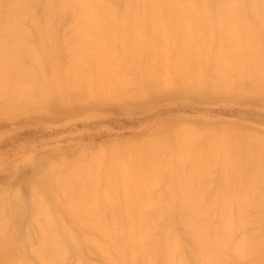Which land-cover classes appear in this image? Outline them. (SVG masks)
I'll list each match as a JSON object with an SVG mask.
<instances>
[{
	"label": "rangeland",
	"instance_id": "1",
	"mask_svg": "<svg viewBox=\"0 0 264 264\" xmlns=\"http://www.w3.org/2000/svg\"><path fill=\"white\" fill-rule=\"evenodd\" d=\"M103 1L105 2V4L107 3L106 4L107 6L109 3L108 7H110L111 5L109 9L110 10L112 9V12H114L112 13L114 15L112 16V19L108 20V18L106 19V17H104L103 19L105 21L108 20L106 24H109L110 26H113L116 29L115 31L113 30V34L117 35V36L114 35L112 39L115 40V43H113L111 39L108 42L106 40H102L103 38L101 39V41L102 42L105 41L106 45L104 44V42L103 43L100 42L102 45L104 44L103 46L101 45L102 47L106 48L107 44L109 45V48L111 46L110 49L107 48L109 49L108 54L109 51L114 48L112 50L113 51L112 54L110 53V55H108L110 56L109 58L112 57L111 55H117V57L113 56V59L111 58V61H113L112 62L113 65L112 64L111 65L112 67L116 66V68L115 67L113 68L117 69L115 75L117 76L118 79L117 86L119 88L117 87L118 93H112L110 97L109 95L106 96L107 94H103L104 93L103 90H101V93L99 92L100 94L99 96H94V93L96 92L90 90L92 89V87L90 88L91 82L93 80L92 76L96 75L95 74L96 67H94V65H96L95 62H93L94 63L93 66L92 63L91 64L88 63L90 64L91 68L90 66H87V63L85 64L86 66L83 65L84 68L85 67L87 68V70H85L82 67L80 68V69H84V70H80V72H82L85 76V78H83L84 76L81 77L83 79V80L81 79L82 81H84L85 79V81L82 83L85 84L83 85L84 88H81V85L79 86V84H81L80 82L78 84V88L82 90L78 89L76 86L79 80L76 82V84H74L75 81L80 78L73 75L64 74L65 63H62V61H65L64 59H66V61L68 60L64 56L70 53H72L73 55L74 53L73 42L75 40V26H73L71 29V24L75 23L76 19L78 18L77 16L78 14H76V17H74L75 15L74 12H76L77 9L71 6L72 8L70 7L71 9L70 11L67 8L62 9L64 11L62 10L60 11L61 8L59 9L58 7L61 5V0H59V2L57 0L28 1L30 7H32V9L31 8L30 9L33 10L35 14L32 15L34 21L31 19H25L24 22L26 23V25L24 22H22L21 25L23 24V26L25 25L26 28H28V30L25 29V31L27 30V34L25 33V31L23 32L24 36L26 35L23 40L26 41V46L28 44L27 46L28 48L30 45L35 55L36 62L33 63V61L26 58L25 56H21L22 57L21 60L23 59L24 63L23 62L22 63L25 64L26 67L31 69L39 79L40 78L43 79V80L38 79L39 81H41V82L38 81L40 84L39 87L40 89L44 88V86L46 87V89L45 88L44 89L47 95H49L48 97L49 100H47L48 102H46L44 106L40 105L39 106L40 108L38 107V105H35L36 106L35 107L33 106L34 104H32L31 106L29 104L30 109L28 105H25L28 107H26L27 109L24 107V112L21 111L22 113L17 112L13 115L12 114L8 115L6 113L0 114V218H1L0 220L3 219L5 221L3 227L5 230L2 228L0 237L1 236H3L4 238L8 237L6 239H4L3 237L0 238V244L3 242L1 244L3 248L0 246V255H1L0 258L4 260L7 259L8 261L10 259V262H13L11 261L12 258H14L15 261L16 259H18L17 261L20 262L19 264L21 263L47 264V262L50 261V257H49L50 254H48L50 250L49 247L48 248L42 247V249H45L44 251L46 254L45 257H43V259L40 258L39 256H38L39 258L36 257L37 255L33 253L37 245H40V243L38 242L41 241V238L39 237L41 230L38 226L39 224H37V222L41 217L37 218L38 217V216L36 217L37 214H35L34 216L36 210L35 208H40L41 206H44V208L42 207L40 209L41 210H44L45 208L48 209V210L45 209L44 212L48 211L45 213V215L47 214V218H49V220L52 221V226H53L52 232L54 231L53 234L56 235L55 236L56 242H58L57 245L61 249V253H62L61 260L63 259L64 261V262L62 261L61 264H107V263L128 264V261L129 264H134L133 262H135V264L137 263L147 264L146 261H149V259H150L149 261L150 264H161V261L162 262L164 261L161 260V257L165 256L164 255L165 253L163 251L164 249L162 246H164L165 248L167 245L166 243H164L166 245L162 244L163 242H165L164 238L162 239V236L165 237L166 233L168 234V236H166L168 238L166 237L165 238L167 241H169L167 242L169 243V245L172 244V240H170L171 239L170 236H172L173 242L176 241L175 243L177 245L179 244V247L175 251L176 254L173 255L174 260L172 264L176 263V261L178 264H181V262L180 263L178 262L177 251H179L180 253L179 257L182 258L181 259L182 262L184 261L186 262L185 264H199V263L207 264L208 262H210L207 261L206 259L207 262L204 263L203 259H200L201 256H198L196 254L197 253L196 251H199V249L196 246L197 244L195 242L193 243V241L195 240L190 238L192 237V235L190 234V228L188 232V229H186L185 227L186 225L188 226V223L184 222L185 219L189 220L188 211L186 210V208L177 206L178 202L179 203L181 202L180 199L178 198L179 195H181L182 193L184 194L185 191L184 192L182 190L180 191L177 188L178 186H175V181H176L175 178L177 175L179 177V174L181 176V171L183 172L187 170L188 166H186L187 164L184 166V163L179 164L178 161L176 160L177 145L172 139L174 138V133L176 131L182 130L185 132L189 131L187 132V134L190 135V137L192 138L191 141L194 143L193 144L194 147L196 146L200 147L202 143L204 147H206L205 145H208L209 142L210 143L212 142L211 143L212 145L217 140L216 146L218 147L215 148L212 146L213 148L211 147L212 148L210 150L211 152L209 151L210 157L211 158L215 157L212 159V161H210L209 159L208 163L210 164V168H209L210 170L206 168L208 169V172H206L205 169L207 176L203 177L201 179L202 181L197 184V185L201 184L202 186L204 185L203 189H197V188L193 189L192 187L194 186L191 187L193 190L188 189L190 190L189 196L191 195L192 197H194L195 195V197L192 198V201L193 199H196L197 196L201 195L199 197H201L200 200L202 201H198L197 200L199 198L198 197L195 200V202H201L202 206L204 205V203L209 204L207 206H203L206 211L205 213L206 216L203 215L204 219L202 221V222H205L204 220L208 221V225L207 223L206 225L204 223V227H206L205 230L209 234L210 232L212 234L210 228H212L213 225L215 226V224L217 225L218 223L217 226L220 227V223H219L220 220L222 219L221 222L224 221L223 217L225 215L223 216V213H226L227 211L229 212H227L226 215H228V213L230 214L232 213V220H228V221L232 222L234 225L232 223L229 225L234 227L232 229L230 228L231 226H229L227 234L229 237L232 236V239L231 238L230 239L233 242L232 243L229 242L231 240H229L228 237L227 240L229 241H227L226 239L225 241L229 243L225 242V245L223 244V246L228 251H225L223 249L224 247L220 248L221 245H219V248L221 250L219 248L217 250L216 247L214 248L216 249L215 252L213 251L214 249L213 250L211 249V251L216 253L217 255L216 254L215 255L217 257H219V255L220 257L227 256L226 260H224V257L223 259L220 258V261H222L221 263L223 264H264V253H263L264 252V209H263L264 208V178H263L264 155H262L261 152L258 151L262 147H264L263 146L264 145V88L263 90L261 89V92H259L260 90H258V92L256 91V89L253 90L254 87L250 85L252 82L251 80H244L245 83H243L244 85H242L243 86L242 88L238 87L234 89L226 88V89H216V90L215 88H213L217 81V79H215L216 77L215 78L213 77L214 76L213 66L217 55L216 39L219 33L218 26L215 22L216 10H217L216 6L223 0H220V2L219 0H185V2L189 3L188 5L190 6V8H194L193 10H195V14H196L195 18L197 20L196 25H198L199 28L198 27L197 28L200 30L198 34L200 35V38L198 36L197 37L195 36V38H197L196 41H198L197 45L198 46L200 45L199 53H198L199 56L197 55L199 58L197 57L196 59L197 62H195V65L197 66V68H199L198 70L199 73H197L198 79H196L197 82H193L192 81L193 78L192 80L190 79L188 80V78H185L182 81L179 80L182 79L180 77L179 79L176 80L175 76H178L176 74L179 71L173 70L174 68L173 64L169 60V57H172L171 56L172 54H170L169 52L170 49L168 47L170 40L168 43H166L168 41V40L166 41V39L169 38L171 39V36L169 32L168 34L166 32L168 31L167 28L168 23L166 24L165 22L167 21L162 18V23L164 20V24H162L163 29L161 28L162 31H164L162 32V34L163 36L166 35L167 37L162 36L161 38V43H163L161 50L159 49V46L157 47V44L156 46L154 44L155 47L152 45V48L154 49L153 52L156 51L155 54L157 53L156 56L158 57V59L159 58L160 59L158 60L157 63V59L155 57L156 61H154V63L156 62L157 64L154 63L152 64V68L153 65H155L156 68L158 67L156 70H158L157 72L159 78L158 76H157L158 79L155 80L154 78L155 82L153 81V84L155 83L154 84L155 86H152L153 84H151V86L149 87L147 86L148 88H151L150 90L146 89V87L144 88L138 82L139 80L138 81L136 80L137 75L134 76L135 74L133 73L136 70L134 69L135 71H132L131 67L132 68L134 67L130 66L132 61H130L131 58L129 59L130 56L128 57L129 55L128 53H131L135 47L134 42L133 43L130 42V40H132L131 39L132 36L130 34L131 32L130 25L132 19L131 14L132 12H135L136 9L134 8L138 5L137 4L138 1L135 0H103ZM182 1L184 2V0ZM242 1L243 4L242 2H240V0L238 1L239 5L237 6L236 11L237 12L239 11L238 13L241 15L242 17L241 19H243L244 17L248 19V23L250 24L253 23L252 24L253 29L257 28L255 29L257 38L258 35L259 36L261 35L260 37L261 40L258 39V41H260L258 52L261 63H264V31L261 28V26L258 25V21L252 14V12L249 11V9L252 6L251 3L250 6L248 0H242ZM262 2L264 3V0H262ZM57 3H59L58 4L59 6L57 5ZM246 4L249 6H246ZM158 13L159 16L162 15L161 17L165 15L162 14L164 13L163 11H159ZM113 17L115 18L114 20H116V23L113 20ZM73 18H75V20ZM28 20L29 22L32 23L28 24L27 23ZM111 22L114 23L115 26L111 25ZM109 25L108 27L112 31L113 27L110 28ZM256 25L259 27H257ZM104 39H106V36ZM130 44H133L132 46L134 47L131 48L132 46ZM68 47L72 50L71 51L70 49L67 50ZM156 47L158 48L157 50ZM163 48L165 49L163 50ZM66 50L68 52H66ZM129 50L132 51L129 52ZM65 52L66 54H64ZM114 52L116 54H114ZM246 52H243V55L246 56L247 54L249 56L248 51ZM166 54L167 55L170 54V56L167 57ZM72 55H70V57ZM70 57L68 58L70 59ZM194 57L196 56H191L190 59H194ZM169 63H171L173 68H170L171 66L169 65ZM93 67L95 70L93 73L94 75H92L91 73L90 74L86 73L88 69L89 71L90 69L93 71ZM170 69L175 73V76H172L174 77V79L171 77L172 74L169 75L170 73L168 71H170ZM89 76L92 78V80ZM184 80H186L187 82ZM87 84L90 85L86 86ZM156 85L159 87V89ZM153 87L154 90H152ZM120 88H122L124 92L123 90L121 91ZM68 89H70L69 92ZM244 89L247 90L244 91ZM66 93L68 94V97ZM71 95L72 96L75 95L74 98ZM76 97L77 98L79 97L80 99L78 98L76 101ZM2 100L4 99L0 98V106L2 104L3 106L6 104L5 101L2 102ZM207 132L208 134L210 133L211 136L210 134L208 135ZM225 134L227 135V137ZM219 135L222 136V140H224L225 138L227 139L229 138L226 141L224 140V142H226L224 146H223L224 143L223 144L220 143L221 136ZM224 135L225 138L223 137ZM212 136L213 138L216 137L215 141L209 140L211 139ZM252 137L255 138L253 139ZM149 138L152 139V141H150L151 143H149ZM144 139L146 140L144 141ZM147 141H148L147 144H149L150 146L149 145L146 146L145 142ZM227 141H228V145H227ZM257 141H260V143L258 144ZM240 142L243 144L240 145ZM255 143L256 145H254ZM257 144L258 145L262 144V145L257 146ZM144 145L145 147L148 148L151 147L150 149L152 150L155 149L156 151L154 150L155 151L154 152L149 149L150 152L151 151L154 152V153H150L149 150H147L144 147ZM211 145L209 144L208 146ZM225 146H227V148H225ZM132 147L137 151L136 150L134 151ZM232 147H234L233 148L234 150L236 148V151L238 150V152H242V154L244 153L243 154L244 157L247 158L246 159L242 158L243 164L241 165V167H238L230 171L229 169L226 170L224 168V165L222 164L223 163L222 154L225 151V150L223 151V148L233 151ZM114 148L118 150L117 152H120L118 153L117 156L119 158L118 164L121 167L120 171H123L126 175L133 174L135 167L133 163L135 162H136L135 164L139 166V169H142L143 165L144 166L148 165L144 163L141 164V162L139 163V160L141 158L147 156V155L143 156L144 153L145 154L148 153V155L149 154L154 155L155 158L153 159L155 162H153V160L152 162L153 164L156 165L158 164L157 166L155 165L156 168L154 166V170L155 171L161 170L160 173H162L160 174L161 176H159L158 179L156 180L155 186H152V190L150 189L151 188L150 187L149 191H147L149 197L147 198L146 195L144 198L146 202L147 199L149 201L147 202L149 203L148 208L143 204L144 207L143 208L139 207V209H137L136 212L134 211L136 207L134 209L133 207L134 205L130 206V204L133 203L132 201H130V203L128 201L131 200L130 198L133 195V193H131L133 192V189L131 191L130 188L133 187V185H137L139 181L137 182L134 181L133 179L132 182L133 176L130 177L128 176L130 178V180L129 178L127 180L129 183L126 182L128 183L126 184L127 185L126 188H124L125 186L122 188V190L125 189L127 192L124 191L125 192L124 193L120 191L121 189L116 192L117 198L115 195V202L117 203L115 204L114 202V204L110 206L111 209L110 210L108 209L109 213L107 214L108 211H105L106 209L105 210L102 209V212L104 211L106 213L101 212V214L99 213L100 215L97 213L98 211L100 212V208L103 205L102 203L98 204V207H100L99 210L98 209L94 210V213L96 212L95 214H97V216H100L102 220L105 219L104 220L105 222L106 221L109 222V220L111 219L112 221L110 222H112V225L114 223V227L119 225L116 228L117 230L115 229V231L117 232L120 231V232L128 233L126 231H128L127 229H129L128 226L132 224L131 218L132 219L140 218L141 221L143 220L142 222L139 220L141 222L139 226L140 229L137 230L136 233H138L139 231V233H142V235H144L145 233H147V229L150 228V230H148V233L146 234L148 238L146 235H145L146 237L143 236L145 237L143 238V240L147 241V243L143 241L144 245L142 244L143 247L141 248L143 249L146 245L147 246L145 253L143 252L144 249L143 250L141 249L142 251L140 252L141 253L143 252L144 255L143 253L142 254L139 253L140 255L138 254L137 256L134 254V256L132 257L133 254L131 255V253L127 250V247L124 244L122 245H124V248L126 247L125 248L126 250L123 249L122 246H120L122 241L119 238H117L116 240L120 241V243L115 241L117 243L114 244L112 240L111 241L107 239L102 240L101 236L100 237L98 236L99 234H97L94 231H89L90 229H88V227H90L91 225L90 222L92 221V219L90 218H94L93 216L91 217L92 214L90 215L89 213H86L87 215H85L84 212H82V214L80 212H78L80 214H78L77 212L72 213L70 210H68L65 207L66 205H64L63 203L66 202L63 201L61 192L59 191V189H56L54 186L56 181L63 179L65 177L68 178L70 176V173L73 172V167L75 166L76 163L81 165L83 164V162L87 161L86 164L81 165L83 167V169L81 168L82 170H80L81 179L85 182V186L87 189L94 191L98 196H102L104 190H106V182H107L105 180V178H107L106 177L107 175H104L107 173H104V171H107L108 169L107 167L112 161L111 156L113 155L112 152ZM143 150L146 152H143ZM132 153L134 156L132 155ZM245 154L249 156H246ZM155 155H157L158 158H156ZM132 157H135L136 159L134 158L133 160ZM78 158L80 159V161ZM81 158L83 160H81ZM64 160L67 161L64 162ZM261 162L263 165L261 164ZM91 163H94V165ZM121 165H123L124 167ZM182 165L184 167H182ZM242 166L244 167L242 168ZM146 167L150 168L149 165L145 166V168ZM50 168L52 169V172H49ZM89 168L90 169L92 168L93 171L92 169L89 170ZM94 168L97 169L95 171L96 174L94 173ZM87 171L89 173L90 171H92L91 173L93 175L91 176L90 174L89 176L88 175L89 173ZM226 171H228L230 175H228ZM222 172H226V173H222ZM86 173L88 174L86 175ZM238 173H241L239 174L240 179H237L239 185L237 186L234 185L235 183L238 184L237 182H235L234 184L232 183L233 187H231L232 186L231 182H234V180H232L233 179L232 177L238 175ZM223 175H227L228 178L231 177L229 178V180H231V182L229 181L231 186H228L229 182L228 183L226 182L228 184L227 185L228 187L226 185L223 187L224 182L227 179L224 178L225 180H223L222 179L224 177ZM256 177L259 178V180L256 179ZM110 179L112 178H109V180ZM256 183L259 185L256 186ZM245 184L247 189L245 188ZM251 185L254 187L252 188ZM202 186H198V188H201ZM240 187L241 188L244 187L246 192L243 191V193L244 194L246 193L245 195H248L250 193L248 197L249 198L251 197V199L253 200H249V199L246 200L244 205H242L243 209L239 211L236 210L237 208H234L237 202L233 203L231 201H228V199L232 200V198H235L237 193L236 190H238ZM102 188L105 189L102 190ZM244 188L242 190H244ZM249 189L253 191L250 192ZM196 190L198 191L199 194L197 193ZM180 192L182 193L180 194ZM232 192H235V195H233ZM241 192L240 193L238 192L237 194L240 195L242 194L241 196H244L243 198L247 199L248 197L243 195V193ZM229 194L230 196L231 195L233 196H231L230 198ZM214 195H216V197H214ZM260 195H262V198ZM226 196H228L229 198ZM258 196L262 199L261 201L262 203L260 202L261 204H263L262 206L261 204L259 205L257 204L261 200L258 199L259 198ZM189 198L191 199V197ZM256 198L259 200L256 203L257 204L256 207L260 206L261 207L260 209H262V211L259 209L255 211L256 208L254 210V206H255L254 202L256 201V200L254 201V199ZM211 199L213 200V202L216 203L213 204ZM222 200L226 203L224 204ZM248 201L249 204L250 202L254 204L253 209H251L252 203L250 204L251 206H249ZM39 202H41L40 203L41 205L37 207ZM227 203L228 204L231 203V204L228 205ZM223 204L224 207L222 206ZM228 209H231L232 211ZM245 210L246 212L244 213ZM69 211L71 214L69 213ZM237 211H239V214L243 216H240L239 214L237 215L238 213ZM241 211L243 212L242 214L240 213ZM103 216H105V218ZM107 216H111V218ZM34 217H36V219ZM228 217L229 216L225 217L226 220ZM238 218H243L244 220V222L242 220L243 223L242 228L240 227L242 225L241 221H240L241 225L238 224L239 222L236 221ZM34 220L35 221L38 220V221L35 223ZM139 221L138 223H140ZM150 221L153 222L156 226L153 225V223H151ZM145 222L147 224L151 223L152 225H149L151 227H148L147 224H144ZM88 223H90V225ZM115 223H117L116 226ZM185 223L187 224L184 225ZM236 223L238 224L237 226H239L237 228L238 230H235ZM143 225L144 226L146 225L148 228L146 230L143 229L142 228L144 227ZM80 226H82L83 228ZM214 226L213 228H215ZM164 228L165 229L167 228L166 232H164L165 236L164 233L162 232ZM168 228L170 229V231L168 230ZM38 229L39 231H37ZM231 229L233 230V232ZM213 230L214 233L220 234V229L218 227ZM143 232L145 233L143 234ZM125 233L121 235H124ZM70 234H72L71 236L72 238L67 237ZM84 235L87 237L90 236L95 237L98 240L97 242L99 243L101 242L100 244L97 243L99 245L105 243V245L110 247L111 246L110 244H112L113 246L110 247L111 249L117 246L118 249L116 248L117 250L114 249V251L116 250L117 252L118 250H121L122 255L125 254L127 258L125 256H122V258H120L121 257L120 251L118 252V254L120 255L118 254L114 255L115 252L114 251L110 252L111 250L110 248L108 249L107 254H103V253L100 254L99 250H97L98 246L96 247L97 244L91 245L92 237L87 238ZM115 235H117V233ZM85 238H87L89 241ZM149 238L150 241L146 240ZM242 238L247 241L244 240L242 241L243 243L240 242V239L242 240ZM237 241H239V243L242 244V246L240 244L241 247L239 246V243H236ZM175 243L173 245H176ZM246 243L248 244L250 243L249 246ZM215 244L216 243H214V247ZM232 244L239 246L240 248L239 247L238 248L242 250L241 253L243 252L244 249L246 250L244 251L247 253V247H249L248 254L243 253V255L241 254V256L239 257L238 256L239 253L238 254L236 252L234 253L233 251L234 246ZM244 244L246 245L244 246ZM226 245L227 246L229 245V247H227ZM4 246L7 247L5 248ZM230 246L232 247L231 252H230V248H231ZM187 250L188 252H186ZM161 251L163 253L162 255L160 254ZM190 251L191 252L193 251L194 254L192 255ZM214 253L211 255L212 257L214 256ZM141 255L143 257H140ZM194 255L196 257H194ZM175 256H177V259ZM6 257H9V259ZM192 257H194L195 260ZM212 257L209 258V260H211ZM162 259H164V257ZM229 259L231 262L229 261ZM15 261L13 263H15ZM211 263L212 262H210V264ZM162 264H165V261Z\"/></svg>",
	"mask_w": 264,
	"mask_h": 264
},
{
	"label": "bare ground",
	"instance_id": "2",
	"mask_svg": "<svg viewBox=\"0 0 264 264\" xmlns=\"http://www.w3.org/2000/svg\"><path fill=\"white\" fill-rule=\"evenodd\" d=\"M28 1L29 0H0V98L4 99V100H2V102L5 101V103H6L4 106H3V104L0 106V114L1 113L2 114L3 113L4 114L6 113L8 115H11V114L13 115V114H15L17 112L18 113L19 112L22 113L21 111L24 112V107L25 108L28 107L29 104H30V106L32 104H34L33 106L38 105V107L40 105L44 106L46 104V102H48L47 100H49L48 99L49 95H47V93L45 91L46 87L44 86L45 89L42 88L43 90L40 89V87H39L40 86L39 82H41L39 80H41L42 78L39 79L36 76V74L31 69H29L28 67L25 66V64H23L24 63L23 59L21 60V58H22L21 56H25L26 58H28L31 61H33V63L36 62L35 55H34L32 49H31L30 45H29V48H30L29 49L27 47L28 44L26 46V41L23 40L24 37L26 36V35L24 36V33L23 32L25 31V29L28 30V28H26V26H25L26 23L24 22V20L25 19H31V20L34 21V18H33L32 15H35L34 12H33V10H31L32 7H30ZM57 1L59 2V0H57ZM135 1H138V3L136 2L138 4L137 5L138 8L136 6L134 8V9H136L135 12H132V14H131L132 19H131V25H130V27H131L130 34H131L132 38L129 36L133 40V41L130 40V42H132V43L134 42V46L135 47L132 46L133 44H130L132 46L131 48L134 47V50L133 51L131 50L132 52L129 50V52H131V53H128L129 54L128 57L130 56L129 59L131 58L130 61H132V63H131L130 66H133L134 67V68L131 67V69H132V71H135L136 70L135 72H133L135 74L134 76L137 75L136 76L137 79L136 78L135 79L137 81L139 80L138 82L144 88L146 87V89L150 90L151 88H148V87L151 86V84H153V81L155 82V80L159 78L158 72H157L158 70H156L158 67L156 68V66L153 65V68H152V64L154 63V61H156V59H157V63H158V60L160 58L158 59V57L156 56L157 55V53L155 54L156 51L153 52L154 49L152 48V45L154 46V44H155V46H156V44H157V47L159 46V49L160 50L162 49L163 43H161V38L163 36L162 32H164V31H162V29H163L162 28V26H163L162 24H164V20H166L167 22H165V23L166 24L168 23V25H167L168 31H166V32H167V34L169 32V34L171 36V39L170 38L169 39H166V41L168 40L166 43H168L169 40H170V43L168 44V47L170 49L169 52H170V54H172L171 55L172 57H169V60H170V62H172L174 68L172 67L171 63H169V65L171 66L170 68H173V70L179 71L176 74L178 76H175V73L170 69V71H168L170 73L169 75L172 74L171 77L172 76H175L176 80L179 79L180 77L182 79H179V80H182V81L185 78H188V80L189 79L192 80V78H193L192 81L193 82H197L196 79H198V74L197 73H199V71H198L199 68H197V66L195 65V62H197L196 59L199 56L198 53H199V48H200L199 46L200 45L199 46L197 45L198 44V41H196L197 38H195V36L196 37L198 36L200 38V35H198L200 30L198 29L199 28L198 25H196V21L197 20L195 18V15H196L195 14V10H193L194 8H190V6L188 5L189 3L188 2H185V0H184V2L182 0H135ZM238 1L239 0H223V1L220 2V0H219L220 3L219 4L217 3L218 5L216 6V9L217 10H216L215 22H216V24L218 26L219 33H218V36H217V39H216L217 55H216L215 62H214V66H213V71H214L213 72V75H214L213 77L214 78L216 77L215 79H217V81H216V83H215V85H214L213 88H215V90L216 89H226V88L227 89L228 88L234 89V88H238V87H241L242 88L243 87L242 85H244L243 83H245L244 80H251L252 82H251L250 85H252L254 87L253 90L256 89L257 92H258V90H260L259 92H261V89L263 90V88H264V63H261V60L259 58L260 57L259 56V52H258L259 45H260V43H259L260 41H258V39H260L261 35L260 36L258 35V38H257V34L255 32V29H257V28H255V26H254L255 29L252 28L253 27V25H252L253 23L252 24L248 23V19H246L244 17H243V19H245V20L241 19L242 17L238 13L239 11L238 12L236 11L237 10V6L239 5ZM240 2H242V4H243V1L242 0H240ZM248 3H249V5H250V3L252 5V6L250 5L251 6L250 9L248 8L249 11L252 12V14L254 15V17L258 21V25L261 26V28L264 31V12H263L264 11V8H263L264 5H262L264 3L262 2V0L261 1H258V0H255V1L254 0H248ZM58 4L59 3H57V5ZM106 4H105V2L103 0H61V5H60L61 7L59 5H58L59 7L58 6L57 7L59 9L61 8L60 11L62 9H66V8L69 9V11H70L71 10L70 7L73 6V8H76L77 9L76 12L72 11L75 14L74 17H76V14H78L77 15L78 18L76 19V22L73 23L74 25L71 24V29H72L73 26H75V40L73 42L74 43V53H73V55H72V53L66 54V52H68L67 50L70 49L69 47H71V46H69L64 54H66L68 57H70V55H72V56L70 57V59L66 55L64 56V57H66L68 59L67 60L68 62L66 61V59H64L62 57L67 62L66 63L65 61H62V63H65L66 64V65L64 64V67H65L64 68V74L73 75V76H76V77L80 78V79H77L74 84H76V82L79 80L77 82V85H76L77 88H78L79 82L81 83V84H79V86L81 85V88H84L83 85H85V84H82V83L85 81V79H84V81H82L83 79L81 78V77L84 76V74L82 72H80V70H84V69L87 70L86 67L84 68V66H86L85 65L86 63H87V66H90L91 63H92V66H93L94 65L93 62H95L96 65H94V67H96L95 68L96 71L94 70V67H93V71L90 69V71H92V72H90L89 69H88V71H86V73H89V74L91 73L92 75H94L93 73L95 71L96 72L95 73L96 75L95 76H92L93 80L90 77L91 75L89 76L91 78L92 82H91V85L90 84H87L86 86H89L90 85V88L92 87V89H90V90L91 91L93 90V92H96V93H94V96H99L100 95L99 92L101 93V90H103L104 91L103 94H107L106 96L109 95V97H110L112 93H118L117 89L119 87L117 86L118 85L117 84L118 83V81H117L118 79H117V76L115 75V72H116L117 69H115L116 66H113L115 68L112 67V65H113L112 62L113 61H111V58L113 59V56L114 57L115 56L117 57V55H111L112 56L111 58H109L110 56H108V55H110V53L112 54V52H113L112 50L114 48L112 50H110L109 51V54H108V50L111 48V46L109 48V45L107 44L108 47L106 46V48H105V47H102L104 44L106 45L105 41H103L104 42L103 45L100 43V42H102L101 41L102 38H103L102 40H106L107 42L111 39V41H113V43H115V40H112V39H113L114 35H116V34H113V30L115 31L116 29L113 26H110L109 24H106L109 19H112V16H114L112 13H114V12H112V9L111 10L109 9L111 7V5H110V7H108L109 6V3H108V6ZM249 5L246 4V6H249ZM241 7H243V6H241ZM112 8H114V7H112ZM62 11H64V10H62ZM159 11H163L164 13H162V14H165V15H163V17H161L162 15L159 16V13H158ZM104 17H106V19L108 18V20L105 21L103 19ZM162 18L164 19L163 20V23H162ZM73 19L75 20V18H73ZM114 19L115 18L113 17V20ZM74 20H73V22H74ZM114 21L116 23V20H114ZM250 21H251V19H250ZM22 22L25 23V25H24L25 27L23 26V24L21 25ZM27 23L29 24V23H32V22H29V20H28ZM34 25H36V24H34ZM108 25L110 26V28L113 27L112 31L109 29ZM111 25H114V23L111 22ZM259 26H257V27H259ZM27 30L25 31L26 34H27ZM94 32H97L98 34L97 33H94ZM128 32H129V30H128ZM259 33H260V31H259ZM164 34H166V33H164ZM105 36H106V39H104ZM164 36H166V35H164ZM194 38H195V40H194ZM199 38H198V40H199ZM257 42H258V44H257ZM158 44H160L161 46L158 45ZM157 47H156V50L158 49ZM107 48H109V49H107ZM164 49L165 48H163V50ZM71 50L72 49H70V51ZM166 50H165V53H166ZM245 50L248 51L249 56L247 54H246V56L243 55V52H246ZM114 54H116V53L114 52ZM170 54H168V55L166 54L167 57L170 56ZM191 56H196V57H194V59H190ZM155 57H156V59H155ZM170 58L172 59V61H171ZM88 63H90V64H88ZM109 63H110V65H109ZM114 63H115V61H114ZM157 63L155 62L154 64H157ZM81 67L84 68V69H80ZM110 67H112V68H110ZM90 68H91V66H90ZM154 71H155V74H157V75L154 74ZM178 73H180V74H178ZM157 76H158V78H157ZM83 78H85V76ZM154 78H155V80H154ZM172 78L174 79V77H172ZM194 78H195V80H194ZM184 81H186V80H184ZM139 83H138V85H139ZM154 84L152 86H155ZM71 85H70V87H71ZM247 88H249V87H247ZM78 89H80V88H78ZM120 89H121V91L123 90L122 88H120ZM158 89H159V87H158ZM80 90H82V89H80ZM80 90H78V91H80ZM88 90H89V88H88ZM152 90H154V87H153ZM245 90H247V89H244V91ZM69 91H70V89H68V92ZM123 92H124V90H123ZM95 94H98V95H95ZM74 96H72V97L74 98ZM67 97H68V94H67ZM78 98L76 97V101H77ZM84 98H86V97H84ZM25 105H28V106H25ZM30 106H29V109H30ZM42 109H43V107H42ZM187 132H189V131H186V132L185 131H182V130L176 131L174 133V138L172 139L176 143V145H177L176 146L177 154L175 153L177 155L176 160L178 161L179 164H183L184 163V166L186 164H187L186 166H188L187 170H185L183 172L181 171V176L179 174V177L177 175L176 178H175V180H176L175 181V186H178L177 188L180 191L182 190L183 192L184 191L186 192V193L184 192V194L182 192H180V194L182 193L181 194L182 196L179 195L178 198L180 199L181 202L180 203L178 202V205L177 206L182 207V208H186V210L188 211V215H189V218L188 219L189 220H186V219H185L186 221L184 220V222H187L188 223V226L186 225L187 223H185L184 225H186L185 227H186V229H188V232H189V228H190V234L192 235V237H190V238L193 239V240H195V241H193V240H191V241H193V243L195 242L197 244L196 246L199 249V251H196L197 252L196 254L198 256H201L200 259H203L204 263L207 262V261H210V262H212L211 264H216V263L218 264V263H221L222 262V261H220V258L223 259L224 256L223 257H220V255H219V257H217L216 256L217 254L214 253L215 250H216L214 248L217 247V250H218L219 245H221L220 248H223L224 247L223 244L225 245V242H226L225 239L227 240L228 237H229L227 233H228L229 226H231L229 224H231L232 222H230L228 220H232V213L231 214L228 213V215H226L227 212H229V211H227V212L225 211L226 213H223L222 212L223 213V216L224 215L225 216L223 217L224 218V221L223 222H221L222 219L220 217V219H221L220 222H219L220 223V227L217 226L218 223H217V225L215 224V226L213 225L215 228L218 227L220 229V234L213 232L214 231L213 229H215V228H213V226H212V228H210V231H212V234H211V232L209 234L205 230L206 227H204V223H205V225H206V223L208 225V221L207 220H204L205 222H202L203 219H204L203 215L206 216V214H205L206 211H205V208L203 206H207L209 204H205L204 203V205L202 206L201 205V202H195V200L199 196H201V195L197 196V198L196 199H193V201H192V198H194L195 195H194V197H192L191 195L189 196V191L190 190H188V189H192V188L193 189L194 188L203 189V186L204 185L202 186L201 184L200 185H197V184L202 181L201 179L203 177L207 176L206 172H208V169L210 168V164L208 163L209 162V159H210V161H212V159L215 158V157H212V158L210 157L209 151L213 147H215V148L218 147V146H216V144H217L216 141L217 140H216V137L213 138V136H212L211 139H209V140L210 141L211 140H214V141L216 140V141L212 145H211L212 142L211 143L209 142V144L211 146H208L209 145L208 144V145H205L206 147H204V145L202 143L200 147L199 146L198 147L197 146L194 147V145H193L194 143L191 141L192 138L190 137V135L187 134ZM207 134H208V132H207ZM225 135L223 136L224 138H225ZM210 136H211V134H210ZM219 136H221V135H219ZM207 137H209V136H207ZM226 137H227V135H226ZM236 137H238V136H236ZM153 139H154V137H153ZM220 139H221L220 140V143H222V144L224 143L223 144V146H224L226 144V142H224V140L226 141L229 138L228 139L225 138L224 140H222V136H221ZM145 140L146 139H144V141ZM150 141H152V139L149 138V143H151ZM241 142H240V145L243 144ZM257 142H258V144L260 143V141H257ZM145 143H146V146L149 145V144H147L148 141L145 142ZM258 144H257V146H261L262 145V144L261 145H258ZM152 145H154V144H152ZM227 145H228V141H227ZM254 145H256V143ZM144 147H145V145H144ZM145 148L147 150H149L151 147H149V148L148 147H145ZM225 148H227V146H225ZM225 148H223V151L224 150L225 151L222 154L223 155V157H222L223 158V163L222 164L224 165V168L226 170L229 169L231 171L233 169H236L238 167H241V165L243 164L242 163V158L243 159L244 158L245 159L247 158V157H244V155H243L244 153L242 154V152H238V150L236 151V148L234 150L233 149L234 147H232L233 151L232 150H227ZM248 148H247V150H248ZM114 149H113V152H112L113 155L111 156V160L112 161L110 162V164L108 163L109 166L107 167L108 169L106 168L107 171H104V173H107V174H104V175H107L106 176L107 178H105V180L107 182H106V190H104L105 188L104 189L102 188V190H104L102 196H98L94 191L87 189L86 186H85V182L81 179V176H80L81 175V171L80 170L83 169V167L81 165L86 164L87 161L86 162H83V164H81V165H79V164L76 163L75 166L73 167V172L70 173V176L68 178L65 177L63 179H60L61 181L60 180L56 181V183L54 184V186H55L56 189H59V191L62 194L61 196H62L63 201L66 202V203H63V204L66 205L65 207L68 210H70L72 213H76V212L78 213V212H80L82 214V212H84L85 215H87L86 213H89L90 215L92 214L91 217L93 216L94 218H90V219H92V221L90 220L91 221L90 222L91 225H90V223H88L90 225V227H88V229H90L89 231H94L97 234H99L98 236L99 237L101 236V239L102 240L103 239H107V240H110V241L112 240V242H114V244L117 243V242L120 243V241H117L116 240L117 238H119L123 242V243L121 242L120 246H122L123 249H125L127 247V250L131 253V255L133 254L132 255V257H133L134 254L138 256L139 253L140 254H142L143 252L145 253V250H146V246L147 245L143 248L144 251L142 253L140 252V251L143 250L141 248V247H143L142 244L144 242L147 243V241H144L143 238H145L147 236L146 234L148 233V230H150V228L149 229H147V228L148 227H151L149 225H152L151 223H153V222L150 221L151 223H148V224L146 222L144 223V224H147L148 227L146 225L145 226L143 225L144 227H142V228L145 229V230L147 229V233L143 232V234L144 233L145 234L142 235V233H139V231H138V233H136V232H137V230L140 229L139 226H140V224H141V222L143 220L141 221L140 218H137L138 221L139 220L141 221V222L139 221L140 223H138V221H137L136 218H134V219L131 218L132 224L128 226L129 229L126 228L128 231L125 230L128 233L120 232V231H118V232H120V233H118L117 231H115V229L117 228V226H119V225H117V223H115V226L116 225L117 226L114 227V223L112 225V222H110V221H112L111 219L109 220L110 224L107 221L105 222L104 221L105 220L104 219L105 216H103L104 218L102 217L104 219V220H102L100 218V216H97V214H95L96 212L94 213V210H96V209L99 210L100 207H98V204L99 203H102L103 205L101 204L102 207L100 208V212L98 211L97 213L98 214L99 213L101 214L102 209L103 210L106 209L105 211H108L107 212V214H108L109 213V210L111 209L110 206H112L114 204V202H115V195H116V198H117V193L116 192L118 190H120V189H121L120 191H122V192L126 191L125 189L122 190V188L124 186H125L124 188H126V186H127L126 184L129 183L127 180H128V178L130 176H133L134 177V178L132 177V182H133V179H134V181H137V182L139 181L138 184L137 185H133V187H131V184H130V187H131L130 190L132 191V189H133V192H131V193H133V195L130 198L131 200H128L129 203H130V201L133 202V203L130 204V206L131 205H134L133 206L134 209L136 207V209L134 211H136V212H137V209H139V207L140 208H143L144 205L147 206V208H148L149 207V203H147V202H149V201L147 199V202H146L144 200V198H145L146 195H147L146 196L147 198L149 197L147 191H149V188L150 187H151L150 189L152 190V186H155L156 180L158 179L159 176H161L160 174H162V173H160L161 170L160 171L159 170L158 171H155L154 170V166L156 165V164H153V162H155L154 159H153V158H155L154 155H152V154L151 155L150 154L148 155V153H146V154L144 153L143 156H145V155H147V156H145L144 158H141L142 161L139 158L140 159L139 160V163L141 162V164H143V163L144 164H148L150 166V168L149 167H146L145 168V166H148V165H145V166L144 165L143 166L141 165L142 166V169H139V166H137L135 164L136 163L135 162V163H133L135 167L132 165L134 167V172H133L134 175L133 174L132 175H126L123 171H120L121 170V167L118 164V161H119L118 159L119 158L117 156H118V153H120V152H117L118 150L116 148H114ZM135 150L136 149H134V151ZM150 150H152V149H150ZM150 150H149V152H150ZM154 150H152V151H154ZM152 151L150 153H154L156 150L154 152H152ZM239 151H241V150H239ZM258 151L261 152L262 155H264V147H262ZM143 152H146V151L143 150ZM110 153H111V151H110ZM135 154H136V152H135ZM132 155H133V153H132ZM242 155H243V157H242ZM262 155H261V157H262ZM151 156H152V159H151ZM155 156H156V158H158L157 155H155ZM246 156H249V155H246ZM99 157H100V155H99ZM82 158H81V160L84 159V158L83 159ZM132 158L134 160L135 157H132ZM85 160H86V158H85ZM152 160H153V162H152ZM66 161L64 160V162H66ZM79 161H80V159H79ZM213 161H216V160H213ZM78 163H81V162H78ZM156 163H158V162H156ZM91 164L94 165V163H91ZM261 164H262V162H261ZM255 165H257V164H255ZM57 166H58V164H57ZM121 166H123V165H121ZM156 166H155V168H156ZM184 166L182 165V167H184ZM51 167H53V166H51ZM243 167L244 166H242V168ZM206 168H208V169H206ZM91 169L89 168V170H91ZM205 169H206V172H205ZM70 170H71V168H70ZM96 170L97 169L94 168V173H95ZM92 171H93V169H92ZM92 171H90V173L87 171L89 174L86 173V175L88 174L90 176V174H91V176H92L93 175L91 173ZM49 172H52V169L51 168L49 169ZM155 172H156V174H155ZM226 172L228 173V171H226ZM226 172H222V173H226ZM252 172H251V174H252ZM239 174H241V173H238V175H235V176L232 177L233 178L232 180H234V182H231V180H229V178H231V177L228 178L227 175H223L224 176L222 178L223 180H225L227 178L225 180V182H224L223 187L225 185L227 186L228 185L227 183L229 181L231 182V185H232V183L234 184L235 182L238 183V180L237 179H240ZM253 174H255V173H253ZM228 175H230V173H228ZM253 176H256V175H253ZM60 178H61V176H60ZM109 178H112V179L109 180ZM256 179L259 180V178H257V177H256ZM129 180H130V178H129ZM250 181H251V179H250ZM126 182H128V183H126ZM157 182H159V181H157ZM230 182H229V185L228 186H231L230 185ZM194 184H196L197 186L194 185ZM234 185L237 186V185H239V183L238 184L235 183ZM257 185H259V184L256 183V186ZM192 186H194V187H192ZM198 186H202V187L201 188H198ZM241 186H243V185H241ZM231 187H233V185ZM253 187L254 186H252V188ZM153 188H155V187H153ZM240 188L238 190L235 189L237 191V193L238 192L240 193L241 191H242L241 193H243V191L246 192V190H245L246 184H245V188L244 187L241 188V191H240ZM243 188H244V190H242ZM52 189H53V187H52ZM249 190H250V192L253 191L251 189H249ZM199 192H200V190H199ZM197 193H198V191H197ZM232 193H233V195H235V192H232ZM237 193H236V197H235L236 199L235 198H232V200H229L228 199V201H231L233 203H236L237 202V204L235 205L234 208H237L236 210H239L240 211V210L243 209L242 208L243 207L242 205H244V203L246 202V200H248V199L249 200H253V199H251V197L250 198L248 197L250 193L248 195H245L246 193L245 194L243 193V195H245L246 197H248L247 199H244L243 198L244 196H241L242 194L240 195V194H237ZM201 194H202V191H201ZM118 195H119V193H118ZM233 195H231V196H233ZM262 195H260L261 198H262ZM231 196L229 194V197L230 198H231ZM128 197H127V199H128ZM189 197H191V199ZM214 197H216V195H214ZM226 197H228V196H226ZM257 198L254 199V201L256 200L254 202L255 203L254 210L256 208L255 211H257L258 209L262 211V209H260L261 208L260 206H258L259 208L256 207L257 204L259 205V204L262 203L261 202L262 199L259 197L258 199L259 200L261 199L259 201ZM152 199H153V197H152ZM200 199H201V197H199L197 200L198 201H202ZM242 199H244V200H242ZM258 201H259V203H257ZM144 202H146V203H144ZM212 202H213V200H212ZM212 202H210V203H212ZM33 203H34V201H33ZM40 203L41 202H39L38 205L36 204L37 207H39V205H41ZM116 203L117 202H115V204ZM214 203H216V202H213V204ZM225 203L226 202H224V204ZM251 203L252 202H250V204ZM153 204H155V203H153ZM224 204L222 205L223 207H224ZM230 204H228V205H230ZM250 204H249V201H248V205L249 206H251ZM151 205H152V203H151ZM253 205L254 204L252 203V206H251L252 208L251 209H253ZM262 205L263 204H261V206ZM156 206H157V204H156ZM42 207L44 208V206H41L40 208H42ZM152 207H154V206H152ZM40 208H35L36 210H35V213H34V216H35V214H37L36 215V217L38 216L37 218H40L41 217L39 219V221L37 220L39 223L37 221H35V220L34 221H35V223L37 222V224H39L38 226H39V228L41 230V232L39 234V237L41 238V241L39 240L40 242H38V243H40V245H37V247H36V249L34 250L33 253L35 255H37L36 257L39 256L40 258L43 259V257H45L46 254H45V251H44L45 249H42V247L43 248H45V247L48 248L49 247L50 250L48 249L49 250L48 254H50L49 255L50 261H48L47 264H61L62 261H63V259L61 260V258H62L61 257V254L62 253H61V249L57 245L58 242H56V238H55L56 235L53 234L54 231L52 232V230H53L52 229L53 228L52 221H50L49 218H47V214L45 215V213L48 212V211L44 212L45 209H47V208H45L44 210H41ZM228 210H231V209H228ZM70 211H69V213H70ZM235 211H234V213H235ZM239 211H237L238 212L237 215L239 214ZM245 212H246V210L244 211V213ZM80 213H78V214H80ZM84 213H83V215H84ZM104 213H106V212H104ZM240 213L242 214L243 212L241 211ZM75 215H77V214H75ZM230 215H231V217H230ZM1 216H2V214H1ZM227 216H229V217L226 220L225 217H227ZM240 216H243V215H240ZM249 216H251V215H249ZM249 216H247V217H249ZM36 217H34V218L36 219ZM107 217H110L111 218V216H107ZM238 219L236 221L239 222L238 224H240V221H241V224L242 225L240 224L241 225L240 227L242 228V226H243V223H242L243 218H238ZM116 222H117V220H116ZM118 222H120V221H118ZM147 222H149V221H147ZM243 222H244V220H243ZM4 223H5V221L3 219L0 220V233L2 232L1 230L4 227ZM238 224L236 223V229L234 228L235 230H238L237 229L239 227V226H237ZM53 225H55V224H53ZM153 225H155V224L153 223ZM80 227H82V226H80ZM233 227L234 226H231L230 228L233 229ZM250 227H251V225H250ZM164 229L162 231L163 233L166 232L167 228L165 230ZM151 230H153V229H151ZM168 230L170 231L169 228H168ZM37 231H39V229ZM122 231H124V230H122ZM229 232H230V230H229ZM232 232H233V230H232ZM232 232H231V234H232ZM116 233H117V235H115ZM123 233H125V234L124 235H121ZM163 233H162V235H163ZM140 234H141V236H140ZM71 236H72V234H70L67 237L68 238L69 237L72 238ZM143 236H145V237H143ZM164 236H165V233H164ZM166 236H168L167 233H166ZM1 237H3V236H1ZM85 237H87V236H85ZM91 237H92V242H91L92 244L90 243L91 245H96L97 243H99V242H97L98 240L95 237H93V236H90V237H87V238H91ZM165 237L162 236V239L164 238V241L165 242H163V240H162L163 243L162 242L161 243L163 245H166V244L167 245L164 248V246H162V244H161V246L164 249V250L163 249L162 250L165 253L164 254L165 256H163L164 259H162L163 257H161V260H164L165 261V264H172V262L174 260L173 259V255L176 254L175 251L179 247V244L177 245L175 243L176 241L173 242V238H172V236H170L171 237L170 240H172V244L169 245V243H167L169 241L166 240V238H168V237H166V238ZM6 238H8V237H5L4 239H6ZM87 238H85V239H87ZM93 238H94V240H93ZM147 238H148V236H147ZM230 238L232 239V236L229 237V240H231ZM146 240L150 241V238L149 239H146ZM229 240H227V241H229ZM244 240L245 239L242 238V240L240 239V242H242ZM3 241H5V240H3ZM93 241H95V242H93ZM115 241H117V242H115ZM245 241H247V240H245ZM229 242L232 243L233 241L231 240ZM229 242H226V243H229ZM8 243H7V245H8ZM164 243H166V244H164ZM174 243L176 245H173ZM214 243L217 244V245L215 244V247H214ZM236 243H239V241H237ZM1 244H0V246H1ZM99 244H97L96 247L98 246L97 247V250H99L100 254L101 253L107 254L108 253V249L113 246L112 244H110L111 245L110 247H108L107 245H105V243L104 244L102 243L101 245H99ZM122 244H124L126 247L124 248V245H122ZM240 244L241 243H239V246H240ZM246 244L249 246L250 243L249 244L246 243ZM246 244H244V246ZM229 245L228 246L226 245V246L229 247ZM232 245L234 246V249H233L234 253L235 252L237 254L239 253V255H238L239 257L241 256V254L243 255V253H246L245 252L246 251L245 249H244L245 251L243 250L242 253H241L242 250L239 249L242 246V244H241L240 247L237 246V245H234V244H232ZM174 246H176V247H174ZM1 247L3 248V246H1ZM4 247L6 248L7 246H4ZM116 248L118 249L117 246L115 248H112V249L110 248L111 249L110 252H113L114 249H116ZM154 248H155V246H154ZM211 249L212 250L214 249L213 250L214 252L211 251ZM223 249L225 251H228L225 247ZM248 249H249V247H247V253L246 254H248ZM1 250H4V249H1ZM116 250L114 251L115 252L114 255L115 254H118V252L120 251L121 252L120 253L121 254V257L120 258H122V256H125L126 257V255L124 254L125 252L123 253L124 255H122V251L121 250H118L117 252H116ZM231 250H232V247L230 248V252H231ZM225 251H224V253H225ZM2 252H4V251H2ZM177 252H178V262L179 263L181 262V264H183V263L185 264L186 262L184 261V259H183L184 262H182V260H181L182 258L179 257V254H180L179 251H177ZM186 252H188V250ZM212 252L214 253V256L215 257L214 256L213 257L211 256L213 254ZM144 253H143V255H144ZM120 254H118V255H120ZM160 254L161 255L163 254L162 251H161ZM191 254L192 255L194 254L193 251L191 252ZM4 255H5V253H4ZM109 255H111V254H109ZM189 256H190V254H189ZM140 257H143V256L141 255ZM175 257L177 259V256H175ZM194 257H196V256L194 255ZM194 257H192V258L194 259ZM211 257H212V259L209 260V258H211ZM216 257H217V259H216ZM226 257L227 256L224 257V260H226ZM6 258L9 259V257H6ZM229 258H231V257H229ZM206 259H207V261H206ZM214 259H216L218 261H216ZM241 259H242V257H241ZM17 260L18 259H16V261H15V259L12 258L11 261H13V262L15 261V263H13V262H10V259L8 261L7 259L4 260V259H1L0 258V264H19L20 262H18ZM127 261H126V263H127ZM149 261H150V259H149ZM149 261H146L147 264H150ZM229 261H230V259H229ZM232 261H233V259H232ZM163 262L161 261V264ZM210 262H208L207 264H210ZM130 263H131V261H130ZM133 263L135 264V262H133ZM176 263H177V261H176ZM176 263H174V264H176ZM128 264H129V261H128ZM221 264H223V263H221Z\"/></svg>",
	"mask_w": 264,
	"mask_h": 264
}]
</instances>
